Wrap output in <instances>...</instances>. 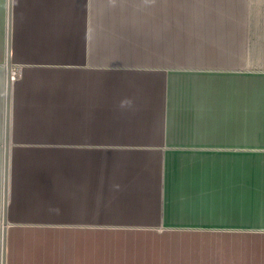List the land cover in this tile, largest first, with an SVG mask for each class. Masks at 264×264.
Segmentation results:
<instances>
[{
	"label": "crops",
	"instance_id": "crops-1",
	"mask_svg": "<svg viewBox=\"0 0 264 264\" xmlns=\"http://www.w3.org/2000/svg\"><path fill=\"white\" fill-rule=\"evenodd\" d=\"M12 4L6 264H264V0Z\"/></svg>",
	"mask_w": 264,
	"mask_h": 264
},
{
	"label": "water",
	"instance_id": "water-1",
	"mask_svg": "<svg viewBox=\"0 0 264 264\" xmlns=\"http://www.w3.org/2000/svg\"><path fill=\"white\" fill-rule=\"evenodd\" d=\"M12 0H8V24H7V59L4 63L6 68L5 81V140H4V161H3V224L1 234L0 264L7 262V238H8V199H9V169H10V124H11V103H12V81L13 62L11 59V38H12Z\"/></svg>",
	"mask_w": 264,
	"mask_h": 264
},
{
	"label": "rangeland",
	"instance_id": "rangeland-1",
	"mask_svg": "<svg viewBox=\"0 0 264 264\" xmlns=\"http://www.w3.org/2000/svg\"><path fill=\"white\" fill-rule=\"evenodd\" d=\"M219 191V187L214 189V192ZM213 212H212V221L219 222V195L213 197ZM160 230H164V228H159ZM156 230V229H155ZM170 232L174 234H207V248L212 247L213 253V262H219V258L217 256L218 250H220V227L218 226H204V227H185V228H172Z\"/></svg>",
	"mask_w": 264,
	"mask_h": 264
},
{
	"label": "clouds",
	"instance_id": "clouds-1",
	"mask_svg": "<svg viewBox=\"0 0 264 264\" xmlns=\"http://www.w3.org/2000/svg\"><path fill=\"white\" fill-rule=\"evenodd\" d=\"M132 101L130 99H126L121 102V107H131Z\"/></svg>",
	"mask_w": 264,
	"mask_h": 264
},
{
	"label": "bare ground",
	"instance_id": "bare-ground-1",
	"mask_svg": "<svg viewBox=\"0 0 264 264\" xmlns=\"http://www.w3.org/2000/svg\"><path fill=\"white\" fill-rule=\"evenodd\" d=\"M54 257V256H53Z\"/></svg>",
	"mask_w": 264,
	"mask_h": 264
}]
</instances>
